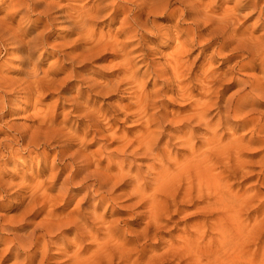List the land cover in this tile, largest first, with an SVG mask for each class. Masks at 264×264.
Listing matches in <instances>:
<instances>
[{
    "label": "bare ground",
    "instance_id": "1",
    "mask_svg": "<svg viewBox=\"0 0 264 264\" xmlns=\"http://www.w3.org/2000/svg\"><path fill=\"white\" fill-rule=\"evenodd\" d=\"M41 1L0 0V12L6 9V3L12 7L8 14L0 18V58L9 54V50L16 49L19 54L15 59L20 63L17 67L20 76L17 79L6 76L0 64V199L23 196L22 200H14V203L20 205L16 207L24 206L17 218L9 220L16 226L12 227L8 221V224L0 223V244H4V248L0 249V264L10 257L14 260L11 264H257L258 252L264 256V244L261 235L253 230L264 225V217L259 219L261 215H258L251 225L242 220V216L251 209L261 190L252 193L249 189H235V185L240 179L248 176L252 178L257 174L248 170L245 159V151L250 148L252 141H246L243 135L238 136V130L250 127L254 134L264 132V120L253 115L257 103L264 101V86L258 82L256 74L240 76V72L264 70V35L255 36L243 31L245 29L242 30L241 26H234L241 18L245 19L257 12L258 20L264 26V6L259 5V0H239L234 7L224 9L220 7L223 3L220 0H141L137 8L130 11L124 23V31L131 40L137 36L143 42V39L154 33L145 22H140L142 16L178 15L179 6L172 7L176 3L187 5L180 11L179 19L185 22L191 20L186 28L168 25L156 29L157 34L169 40L172 35H176L179 42L162 64L152 66V74L159 78L161 84L158 83L163 85L162 89L145 92L143 84L136 81L134 56L130 57L131 51L126 50L131 40H127L129 45L127 42L124 45L118 43L117 38L106 39L103 36L105 34L96 38L89 31L94 21L105 17L104 11L108 5L89 6L87 10H83L85 6L82 9L73 8V12L78 13L74 16L78 20L72 19V28L85 34L72 41L74 45L70 47L77 48L75 53L69 52L63 45L58 46V49L55 47L54 52H57L58 58L51 62L49 69H44L47 60L45 53H48L45 46L47 43L51 45L47 42L50 34L46 32L57 22L50 17V13L57 11L59 6L55 3L56 7L52 6L50 2L49 5H42ZM104 1H113L115 9L112 12L115 14L121 13L122 3H129L128 0ZM189 6L193 8L192 11ZM187 9L190 11L187 12ZM218 9L220 14H217ZM245 11L248 12L244 14ZM31 15L37 16L35 21L43 25L30 40H25L23 31L26 28L21 22L14 26V22L17 17L23 20ZM70 16L73 17L72 13ZM43 18H46L45 21ZM182 37L185 38L180 41ZM195 46L200 48L199 53H205L210 48L213 58L222 59L223 64H234L229 67L226 65L228 69L219 72V67L212 68L215 61L211 60L213 63H210L206 71L195 75L198 83L196 86L188 77L193 72L194 63L185 61ZM39 48L44 51L36 57ZM139 48L141 46L135 49ZM110 49L123 52L121 56L125 57L120 64L123 75H116V81L106 75L105 78L102 76L105 81L91 80L87 72H78V67L85 68L96 62L99 56ZM65 58L69 59L68 66L60 67L59 61ZM60 73L63 76L59 77ZM74 82L79 83L77 89L80 93L70 99L71 111L79 120L77 126L84 129L82 138L66 130L67 122H56V107L64 106L60 97L55 106L43 104V98L48 97L54 88L63 91ZM122 83L131 85V88L136 87L131 96L133 101L124 108H115L107 113L101 107L88 108L91 103L82 101L85 94L111 99L118 93H125L127 87L123 89ZM231 86L238 88L224 100V91ZM196 88L200 90V98L192 102ZM165 91L176 92L177 99L182 102L191 101L188 104L191 109L183 116L173 115V119H170V115L159 111L160 98L163 96L161 92ZM17 97L24 99L25 112L30 109L28 116L33 125L20 128L11 122L13 117H10L16 111L13 105ZM119 115H123L122 120L117 118ZM123 120H130L133 124L138 122L141 129L132 140L121 137V145H117L114 151L109 150L111 153L108 159L113 164L102 168L103 160H94L93 156L85 154L86 151L84 153V138L88 133L92 135V132L96 139L104 132L114 135L113 126L120 121L123 123ZM103 149L106 151L107 147ZM53 151L55 157L52 159L50 177L53 183L56 185L60 175L67 172L57 194H47L42 181L24 183L18 190L16 187V191H11L13 186L5 175L11 170V165L16 166L14 159L19 154L27 153L29 158L42 155L47 162ZM104 151L100 150L99 156ZM259 163L262 167L258 173L261 176L259 182L264 185V155ZM111 168L117 169V172L111 174ZM18 172L15 169V173ZM40 175L42 172L36 174L37 177ZM25 178L22 176V180ZM25 188L29 190L21 195ZM74 191L81 194L74 210L68 213L57 212L56 207L48 212L45 210L47 204L55 206L62 202L69 205L75 198ZM120 201L124 203L110 211L109 208L113 204L116 207ZM105 202L107 208L104 212L99 211ZM84 204H87L85 208ZM262 209L264 205L255 210L260 212ZM44 210L47 217L35 222V216ZM108 212L111 217H120L107 220ZM180 215L182 218L192 220L199 217L202 220L187 225L177 240L170 241L158 251L155 246L148 254L150 250L146 247L153 244L152 241L163 234L170 223L177 226L179 221L175 218ZM129 216L134 222H129ZM142 218L145 224L140 230H131L122 225L138 223ZM29 226H32L30 231L21 235L15 232L13 238H4L1 234V231L25 230ZM70 232L73 233L72 238L68 236ZM156 245L160 246V242ZM52 246L61 251L56 250L54 255L51 254ZM252 246H255L254 249Z\"/></svg>",
    "mask_w": 264,
    "mask_h": 264
},
{
    "label": "rangeland",
    "instance_id": "2",
    "mask_svg": "<svg viewBox=\"0 0 264 264\" xmlns=\"http://www.w3.org/2000/svg\"><path fill=\"white\" fill-rule=\"evenodd\" d=\"M128 1H129V3H126V2L122 3V7L121 8H122L123 12L121 11L120 14H115V13L112 12V10L115 9V4L112 3L113 1H106L105 2L104 0H82V1H76V0H44L43 1L42 0L41 1V2H43L42 5H49L50 3H52L50 5L54 6L56 4L57 6H59L58 8H56L57 11L53 10L50 13V17L54 18L55 20H57V22L55 21L56 23L54 22L52 29L48 30L46 32L47 34L49 33L51 35V36L48 35V38H47V42H50L51 45L49 46V44L47 43V45L45 46L46 47L45 49L48 50V53H45V56H46L47 60L44 63L43 68L44 69H49V66H50L51 62H53L54 60L55 61L57 60V58H58V56L56 55L57 52L56 53L54 52L55 47L58 49V48L61 47V45H63L64 47L63 46L62 47L67 49L69 52H72V53L76 52L77 48H74V49L72 48L71 49V47H73L71 45H74V43L72 41L74 39H77L79 37V35L85 34V33H80L79 30H75V29L72 28L73 20L74 21L78 20V19H76L74 17L78 13L77 12L74 13L75 10L73 8L82 9V7L85 6L86 9H83V10H87V9H89L92 6H95V7L96 6L97 7L100 6L101 7L102 5L103 6L104 5H108L109 7H107V9L104 11L105 17H102V18H100V19H98V20H96V21H94L92 23L91 27L89 28L90 29L89 30L90 33L93 34L96 38H99L100 36L105 34L103 36H106V39H110L111 40V39H114V38L116 39L117 38L118 43H120V44H122L124 42L128 43V41L131 40V39L128 38V34L125 33V31H124V29L126 27L125 26L126 24H124V23H126L125 22L126 21V17L130 14V11L132 9H136L137 5L139 4V2L141 0H139V1L138 0H128ZM186 1H188V0H186ZM220 1H221V3L223 2L222 4H220L221 5L220 7L222 9H224L223 7H230V8L234 7L236 2L239 1V0H230V2H228V3H226L224 0H220ZM259 2H260L259 5L263 7L264 6V0H259ZM53 3H55V4H53ZM56 5H55V7H56ZM185 5H186V3H185ZM185 5L181 4V3H176L175 5L172 6V7L175 6L174 8L178 7V10H177V11H179L177 13L178 15L168 14L167 16L161 17V16H156L154 14H151L150 17H148L145 14L144 16H142L141 20L139 19L140 22L141 23L145 22L147 28L148 29L150 28L151 30H153L152 32H154V33L149 35L146 39H143V42L141 40H139L138 37L136 36V37H134V39L131 40L132 42L129 41L130 45L128 43L129 46H126V50L129 49L127 51H131L129 56L130 57L134 56L133 58L135 59V62H136V66L137 67L134 68V70H136V76H135L136 77V81H138L140 84H143L142 89L145 92H152V90H156V89L160 90V89H162L163 85L162 86L160 85L161 83L158 80L159 78L157 79L155 77V75L152 74V71L154 69L152 66L157 67V66H159V64H162L163 63L162 61H164L165 57H168V53L171 54L174 51L176 45H178L177 43L179 42V39H177L175 37L176 35L175 36L172 35L171 36L172 38L170 37L172 40L171 39L169 40V39H167V37L164 38V36H161V35L157 34L156 29L159 28L160 26L161 27L162 26L163 27H166V26L167 27H169V26H173V27L174 26H178L180 29L186 28L188 26L189 22H191V20L188 19V21L185 22V21H183V20L181 21L179 19V18H181L180 11H182V9L185 8ZM6 6H7L6 9H4V10H2L0 12V18H3L5 16V14H8L11 11L12 7L9 6L8 3H6ZM188 8L191 9V11L193 10V8L192 7L190 8V6ZM63 10H64V12H63ZM60 11H61V13H60ZM67 11H68V14H65V13H67ZM189 11L190 10H188L187 12H189ZM218 11L219 12H217V14L218 13L220 14L221 13L220 9H218ZM247 12L248 11H245L244 14H246ZM70 13H72L73 17L70 16ZM57 14H58V16H57ZM59 14H60V16H59ZM256 14L246 16L247 18L245 17V19L241 18L240 21L237 22L234 27L241 26L242 30L245 29L243 31H247V32L253 33L255 36L264 35V26H262L261 25V21L258 20L259 13L257 12ZM61 15H63L64 17H61ZM175 16H176V18H175ZM36 17L37 16H35V15H31L30 17L28 16V17L24 18L23 20H20V17H17L16 22H14V26H16L17 22H21V24L26 28L25 31H23V33L26 34V36H25V34L23 36V38L25 40H27L29 38L31 39L34 36V34H36L39 30L42 29L43 23H39V21L38 22L35 21ZM185 18H189V17L186 16ZM45 19L46 18H43L42 20L45 21ZM147 20H149V21H147ZM256 20L258 22H260V23H258ZM180 21H181V23H180ZM149 23H150V25H149ZM150 26H152V27H150ZM75 32H76V34H75ZM174 38H176V39H174ZM184 38L185 37H182L180 39V41L184 40ZM125 43H124V45L127 44V43L126 44ZM171 44H172V47H171ZM58 46H60V47H58ZM140 46H141V48L135 49V48L140 47ZM42 50L43 49H41V48H39V50L37 49L35 56L36 57L39 56L42 53ZM211 50L212 49L209 48L208 50L205 51V53H199L200 52V48L195 46L193 51H192V54H190V56H187V58H185V61H187V63H190V62L194 63L193 69L191 70V72L192 71L193 72L188 77H189V80L191 81V83L192 84H196V86H198V83H197V80H196L197 74L199 75V74H201L202 71H206L210 67V63H213L215 61L213 63V65H212V68H215V66L217 68L219 67V72L220 71L221 72L225 71L223 69H228L226 67H229L230 65L234 64V62H230V63H226V64L224 63L223 64V60L222 59L215 58V57L213 58ZM113 52H115V53H113ZM149 52H151V53H149ZM121 53L123 54V52H121ZM121 53L116 52L115 50H112V49L107 50L105 53H103V55L98 57L96 62L95 61L92 62L91 64H89L85 68H84V66H80V67L77 68V70H78V72H83V73L87 72V74H88L87 76H89L91 78V80L93 78L96 81L99 80L100 82H102V81L106 80V79H103L102 76L106 75L107 78H110V80L112 79V80L116 81L117 80V78L115 77L116 75L117 76H122L123 75L121 73L122 69H121L120 64H122L124 62V60H125L124 58L125 57L121 56L122 55ZM159 53H161V54H159ZM18 54H19V52L16 49H11V50H9V54H4L2 56V58H0V64L3 65V69L2 70L4 72H6V76H8L9 78L17 79L20 76L19 75V71L17 70V67L20 66L19 65L20 63H19V61L17 59H15V58H17ZM139 54H143V55H139ZM116 55H119V56H116ZM211 60L213 62H211ZM239 60H242V59H239ZM67 62H69L68 58H65L64 60L62 59L61 61H59V66L60 67L68 66ZM154 62L155 63L159 62V63L155 64ZM152 63H154V64H152ZM148 64H150V65H148ZM10 67H11V69H10ZM87 68H89V69H87ZM8 69H10V70H8ZM198 70H199L200 73L198 72ZM194 71L197 72V73H195ZM246 73H248V74L249 73L256 74L258 76V82H260V84H263V86H264V70L263 71H260V70L246 71L245 73H243V71H241L240 72V74H241L240 76H243ZM235 75L239 76V74H235ZM61 76H63L62 73L59 74V77H61ZM192 77H195V78H192ZM96 78H98V79H96ZM104 78H105V76H104ZM192 80L193 81L195 80V82H193ZM78 84L79 83H77V82L71 83V84H69L66 87L67 89H65L63 91H60V90H57V89L54 88L53 91L49 92L50 95L48 97L43 98V104L55 106L56 105V100L60 97L62 99V102H64L63 103L64 106L61 105L60 107H56L57 113H58L56 122L58 124L61 123V122H67V125H66L67 129L66 130L70 131L73 135H75V136L78 135L80 138H82V136H84L85 132H84L83 127L80 128V126H77V124L79 125V120L77 119V117L71 111L72 110V106H71L72 102L70 100V99H73V96L75 94L80 93L78 91V89H77V88H79ZM121 87L123 89H125V90H126V87H127L126 92L125 93H118L115 97H113L111 99L109 97H104L103 98V97H100V96H89V95L85 94L83 99H82V101H86L89 104L91 103L89 105L90 107H88V108H92V107H96V108L99 107L100 108L101 107V110L103 112H107V113L111 112V110H113L115 108H120V109L124 108L127 104H129L130 102L133 101L132 92L136 90L135 89L136 87L135 88L134 87L131 88V85H128L127 83H122ZM237 88H238L237 86H231V87L227 88L224 91L226 93V95H224V100L227 99ZM57 92H59V93H57ZM198 92L200 93V90H199V88H196V90L194 91V94H193V95H195V94L196 95L192 98V100H191L192 102H194L195 100L200 98V95L198 94ZM161 93H163L162 94L163 96L160 98L162 100L160 102L159 111H161V112L163 111L162 113H165L166 115H170V116H168L170 119H173L171 117H174V116H176V117H179L181 115L183 116V114L185 115L187 113V111L191 109L190 105H188L189 102H191V101L182 102L181 100L177 99L178 97H177L176 92H173V91L166 92L165 91V92H161ZM164 93H166V94H164ZM166 95H167V97H166ZM183 103H185V104H183ZM114 104H115V106H114ZM111 106L112 107L114 106V107L112 108ZM117 106H119V107H117ZM25 107H26V103L24 102V99H22L20 97H17L16 101H15V106L13 105V108L17 112L14 110L15 113L13 115H11V117H10V118L13 117L14 119L12 118L10 120H11L12 123H14L16 126H18L20 128H22L24 125L25 126H31V124L32 125L34 124L32 122V119L28 116L31 113V111H28L30 109H28L27 112H25L24 111ZM18 108H19V110H18ZM255 108H256V112H254L253 115L255 117L262 118L264 120V101L260 100L259 103H257V106ZM151 112H154V111H151ZM214 113H216V111H214ZM69 118H70V120H69ZM117 118H119V119L121 118V120H122L123 119V115H119ZM76 121H77V123H76ZM262 122L264 123V121H262ZM134 123L135 124H133V122L130 121V120H128V122L123 120V123L120 121L119 123H117L116 125L113 126V131L115 133L114 135H112L111 132H108V133L104 132V134L99 136L100 137V138H98L99 140L96 139V137L94 136L95 134L93 132H92V135H91V133H88V135H86V137L84 138L85 139V144H84L85 146L82 148L84 153L86 151L85 154L93 156L94 160H100V161L103 160L104 162L102 161V168H106L108 166H111L113 164V162H110L108 158H109V153H111L112 149L114 151L119 145H121V143L119 144V142L121 141L122 138L127 137L128 140H130V139L132 140V138H135V136L138 135V132L140 131L139 129H141V126L139 127L140 123H138V122H134ZM233 123L237 124V122H233ZM77 128H79V129H77ZM116 132H117V134H116ZM107 134L108 135L110 134V135L108 136ZM240 135L245 136V140L246 141H252V145L250 146V148L247 149V151H245V153H246L245 159L247 160L248 170L257 172V174L255 175V177H252V178H249L250 176H248L247 178L244 177L243 179H240V181L235 185V189H242V190L249 189V190H252V193L256 192L257 190H261V192L257 195L255 200L253 201L251 209H249L247 212H244V214L242 216V220L246 221V223L250 222V224L253 225V223H254L253 219L255 217H257L258 215H261V216H259V219H262L264 217V210L263 209L260 212H257L255 210L256 207H258L260 205H264V203H263L264 202V185H262L261 182H259V178L261 176L258 175V173L262 170V167H261L259 161H260L261 157L264 155V152H263L264 151V148H263L264 147V132L257 135L256 133L254 134L250 130V127H248V128H245V129H239L238 130V136H240ZM254 136H255V138H253ZM0 138H1V136H0ZM114 138H116V139H114ZM86 142H87V144H86ZM107 143H108L109 146L107 145ZM104 147L105 148L107 147L106 151H104V149H103ZM110 149H111V151H109ZM100 150L104 151V154L102 156H99V153H100L99 151ZM107 151H109V152L107 153ZM181 153H183V152L181 151ZM104 155H105V157H104ZM17 157L18 158L14 159V162L16 163V166L11 165L12 166V168H10L11 170H8L6 172V175H5V178H7L8 182L11 181V184L13 186L12 187L13 190H11V191L14 192V191H16V189L18 190L20 188V186L23 185L24 183L27 184L28 182L36 183V182H39V181L41 182L42 181L44 187L48 191L47 194H49L50 196H54V194H57V192L59 190V187H60V183L65 178L67 172L65 171L64 173H62L60 175V180L58 181V183L56 185L53 183L54 180L52 181V179L50 177H51V169H52V159L55 157V151L50 153V158H49V160L47 162H45L46 160H45L44 156H42V155H39L38 157L34 156L32 158H29L27 156V153H24V154H21V155L19 154ZM101 157H103V159ZM13 168H14V170H13ZM92 168H94V166ZM15 169L17 171H20V172L17 173V174H19V176L15 173ZM33 172H34V175H33ZM38 172H42V175L37 177L36 174ZM115 172H117V169H115V168H111L110 169V173L111 174H114ZM16 175H17L18 178L16 177ZM47 175H50V176L48 177ZM22 176H25L26 178L28 177L27 180H25L26 178L22 180ZM14 178H16V180ZM33 179H35V180H33ZM12 180L16 184H14L12 182ZM46 180H47V182H46ZM234 182H236V181L234 180ZM262 182H263V180H262ZM50 184H52V185H50ZM28 190L26 188L23 189L21 191L22 192L21 195H24L25 192H27ZM74 192H75V196H74L75 198H73V201L69 205L62 204V202H59V204L58 205L56 204L55 206L54 205L52 206V204H47L46 205L47 209H45V210L48 212L49 210L54 209L55 207L57 209V212H62V213H68V212L74 210L76 208V206H77L78 200L81 197V194H78V191H74ZM9 198H5L6 200L5 199H0V207H1L0 208V223H4L5 222V224H8L9 220L11 221L12 219L17 218L20 215V213L23 210V208H24L23 205L21 207H16V206H20V205H16L14 203L17 200H22L23 196L22 197L18 196V198L16 197L17 199H13L14 197H11V199H9ZM2 200H4V201H2ZM74 200H75V203H74ZM91 203L92 202H90V204ZM123 203L124 202L120 201L117 205L115 204L116 207L113 204L109 208L110 211L112 209L119 208ZM86 205L87 204H84L83 207L85 208ZM106 208H107V203L105 202V203L102 204V206L99 209V211L104 212ZM45 210H44L43 213H39V214H37L35 216V218H36L35 222H40V220L42 221L43 218L45 219L47 217V212ZM44 214H46V215H44ZM2 216H4V217H2ZM117 217H120V215H115V216L111 217L110 212H108L107 220H111V219L117 218ZM130 218H132V217L129 216V222H134V221H131ZM175 219H176V221H179L177 226L174 223H170L169 227L167 229H165V232L163 234H160L157 239L153 240L152 241L153 244H150V245H148L146 247L147 250H150V251H148V254L151 253V250L154 249L155 246L158 248V249H156L158 251L159 248L164 247L170 241L177 240V236L179 234H181L185 230L187 225H189V224H191L193 222H196V221L198 222V221L202 220V218H199V217L193 218L192 220L191 219H187V218H182V215L177 216ZM211 219H212V217H210V221H211ZM141 220L138 223L137 222L134 223L135 225L134 224H128V225L126 224L125 225V223H123L122 225H123V227H129L131 230H140V229L143 228V226L145 224L144 223L145 220L143 218ZM10 224H12V227L15 225V224L9 222V225ZM263 226L259 227L256 230L254 229L253 232L257 231L261 235L260 236L261 237V241L264 244V227ZM27 228L28 229L19 230V231H12V232L8 231L7 233L1 231V234H3L4 238H9V237L13 238L16 233L21 235V234H24V233L30 231L32 229V226H29ZM175 228H176V230H175ZM72 234L73 233H71V232L68 233L69 238H72V236H73ZM210 235H212V234H210ZM60 237H61V235H59V238ZM53 241H54V239H53ZM158 242H160V246L156 245V243H158ZM67 244H69V242H67ZM254 247L255 246H252L253 249H254ZM1 248H4V244H0V249ZM68 249H71V248H68ZM52 250L53 251H51V254H53V255H54V251H56V250L57 251H61L60 249H58L57 247H54V246H52ZM256 256L258 257V258H256L257 259V264H264V256L262 255V252H258V254ZM135 257L136 256H134V258ZM8 259H7L8 261L4 262L3 264H11L14 261L12 257H10ZM52 264H54V263H52ZM144 264H146V263H144Z\"/></svg>",
    "mask_w": 264,
    "mask_h": 264
}]
</instances>
